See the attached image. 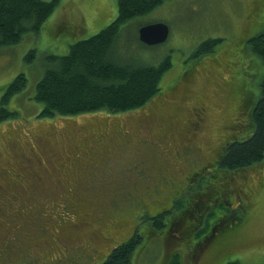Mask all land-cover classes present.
Wrapping results in <instances>:
<instances>
[{
  "label": "rangeland",
  "instance_id": "1",
  "mask_svg": "<svg viewBox=\"0 0 264 264\" xmlns=\"http://www.w3.org/2000/svg\"><path fill=\"white\" fill-rule=\"evenodd\" d=\"M117 15L118 0H60L39 34L0 45V98L18 74L29 80L11 102L16 118L0 122V264H103L136 233L142 239L130 264H168L175 255L181 264H264V165L225 173L214 164L222 145L213 140L226 139L244 118V107L226 111L230 103L249 107L251 122L264 61L246 41L262 29L264 0L166 1L125 25L116 47L124 62L156 66L170 59L164 94L131 113L39 118L34 94L47 58L68 55ZM159 22L170 29L167 41L141 43L139 29ZM208 39L222 40L210 59L194 58ZM186 80L195 94L181 91ZM193 199L194 208L181 214L185 223L171 227ZM227 222L224 238L196 257L193 249Z\"/></svg>",
  "mask_w": 264,
  "mask_h": 264
},
{
  "label": "trees",
  "instance_id": "2",
  "mask_svg": "<svg viewBox=\"0 0 264 264\" xmlns=\"http://www.w3.org/2000/svg\"><path fill=\"white\" fill-rule=\"evenodd\" d=\"M166 1L169 0H118V15L106 28L94 36L72 44L68 55L48 57L46 70L37 83L34 94V100L42 105L38 117L53 119L99 111L110 114L131 113L149 106L156 97L164 94L160 93L161 81L171 67L170 59L167 58L156 66L124 62L119 58L116 47L125 25L148 15ZM59 5L60 0H0V45H15L30 31L39 34L45 21ZM263 25L260 33L247 39L246 44L252 53L264 61ZM221 40L208 39L202 42L194 52L193 57L199 59L205 56L203 61L210 59V53L221 43ZM34 53L35 51H30L26 59L31 61L35 56ZM28 81L26 74L20 73L5 88L0 98V122L16 118L17 110L11 109L10 105L16 95L25 91ZM184 84L186 85L181 89L184 94L185 92H195L189 86L188 80ZM194 94L190 99L197 102L198 96L195 97ZM236 105L233 108L232 103H230L229 106H226V111L235 115L239 108L244 107V118L234 129L230 126L231 130L226 139H213L217 141L214 142V145L217 144V147L222 145L216 149L219 151V155L214 164L225 173L249 171L264 165V81L261 85L259 100L253 108L250 123H247L246 120V113H249L247 110L250 111V108L244 104ZM203 106L198 108L195 106L194 110H198V113L201 110L204 111L205 107ZM245 109H247L246 112ZM198 116L200 117V115ZM204 117L205 114L201 116V118ZM242 131H247L250 136L237 140ZM30 140L36 141L33 137ZM210 164H204L203 169ZM197 171L192 174V177H195L201 170ZM176 200L177 197H174L170 208H176ZM241 201L245 202V198ZM193 202H195L194 199L190 202L189 207L180 212V215L174 216L170 220L171 227L178 225L177 229H179L185 223L187 219L186 217L184 219L181 214H184L189 208H194ZM204 206L207 210V205L203 204ZM223 209L224 207L221 206V213ZM162 214L158 212L155 215L158 217ZM236 219L240 221L242 217L237 216ZM201 221L202 219L198 218L197 223L195 222L199 226L198 236L202 235L200 233ZM228 223L211 230L199 244L197 248L199 251L195 248L193 250L197 253V251L201 252V248L206 247V245L209 249L218 244L229 229ZM190 232L189 230L186 233V237L190 235ZM141 239L140 233H136L131 239L114 248L103 264H130L136 246L139 245ZM168 264H181L180 257L175 255ZM227 264L244 263L236 259Z\"/></svg>",
  "mask_w": 264,
  "mask_h": 264
},
{
  "label": "water",
  "instance_id": "3",
  "mask_svg": "<svg viewBox=\"0 0 264 264\" xmlns=\"http://www.w3.org/2000/svg\"><path fill=\"white\" fill-rule=\"evenodd\" d=\"M138 34L142 43L154 46L167 41L170 29L167 24L159 22L142 26Z\"/></svg>",
  "mask_w": 264,
  "mask_h": 264
},
{
  "label": "flooded vegetation",
  "instance_id": "4",
  "mask_svg": "<svg viewBox=\"0 0 264 264\" xmlns=\"http://www.w3.org/2000/svg\"><path fill=\"white\" fill-rule=\"evenodd\" d=\"M203 110L202 111H199V114H202ZM207 249V245L206 247H202L200 251H204ZM198 250V249H197ZM199 251V250H198ZM197 251V254L195 255L196 257L199 256V252Z\"/></svg>",
  "mask_w": 264,
  "mask_h": 264
}]
</instances>
